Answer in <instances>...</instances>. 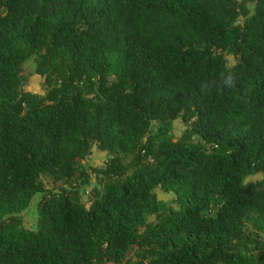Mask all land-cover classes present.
Instances as JSON below:
<instances>
[{
  "label": "trees",
  "instance_id": "trees-1",
  "mask_svg": "<svg viewBox=\"0 0 264 264\" xmlns=\"http://www.w3.org/2000/svg\"><path fill=\"white\" fill-rule=\"evenodd\" d=\"M256 174L264 0H0V264H264Z\"/></svg>",
  "mask_w": 264,
  "mask_h": 264
},
{
  "label": "rangeland",
  "instance_id": "rangeland-1",
  "mask_svg": "<svg viewBox=\"0 0 264 264\" xmlns=\"http://www.w3.org/2000/svg\"><path fill=\"white\" fill-rule=\"evenodd\" d=\"M247 6L251 11H253V8H254L253 2H250V1L247 2ZM226 59L229 64L234 63L233 58L231 56H226ZM34 69H35V62H34V57L32 56L22 65L21 74L26 78V81L23 83L22 88L32 93L44 94L43 79L37 74H35ZM185 127L186 125L180 119H175L173 121L170 136L173 139H177L180 136L181 132L185 129ZM155 130H156V125L155 123H153L150 133H154ZM106 158H107V153L105 151L98 150L96 146L93 145L91 148L90 155L87 156L83 160V162L85 164H89L92 166H102ZM262 178H264L263 174H256V175L247 177L246 181H258ZM42 181L46 188H52L53 186H55V184H53L51 180L46 176L42 177ZM93 186H99L97 184V179L95 177L91 178L88 186H84L81 188L82 200L84 204L86 205V207L89 206L90 193H91V188ZM154 193L156 195V198L158 200L163 201L166 205L175 206V203H174L175 196L171 192H164L159 189H155ZM40 197L41 195L39 193L34 195L29 205L24 210L16 214L21 219V223L23 227L31 231L36 230V220H37L36 206H37V203ZM259 234L264 239V233L260 232Z\"/></svg>",
  "mask_w": 264,
  "mask_h": 264
}]
</instances>
